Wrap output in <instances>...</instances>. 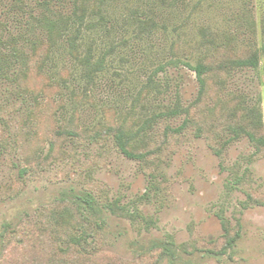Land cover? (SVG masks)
<instances>
[{
    "label": "rangeland",
    "instance_id": "obj_1",
    "mask_svg": "<svg viewBox=\"0 0 264 264\" xmlns=\"http://www.w3.org/2000/svg\"><path fill=\"white\" fill-rule=\"evenodd\" d=\"M263 28L264 0H0V264L54 253L79 225L61 196L77 194L100 210H84L101 224L93 263L264 264V146L243 108L264 125ZM253 41L256 68H216ZM86 54L104 65L93 81ZM199 60L202 90L184 64ZM119 125L141 157L120 150Z\"/></svg>",
    "mask_w": 264,
    "mask_h": 264
},
{
    "label": "trees",
    "instance_id": "obj_2",
    "mask_svg": "<svg viewBox=\"0 0 264 264\" xmlns=\"http://www.w3.org/2000/svg\"><path fill=\"white\" fill-rule=\"evenodd\" d=\"M262 32H263V42L261 43L260 48L263 51L264 28ZM71 43L74 45L73 41ZM252 44H250L251 47H247L248 49L243 53L242 57L233 59L232 61H228V62H217L215 63L216 68L224 69L227 66H232V65L240 68H244V67L256 68L260 61V49L256 46L255 41H253ZM13 54L16 55V53L14 52ZM89 56H90L89 54H86V56H84L85 58V60L83 61L85 65L84 76L93 81L94 76L97 75L98 71H101L103 69L104 65L102 59H97L96 61H93L91 63L89 61L90 60ZM5 58H6L5 55L0 53V74L2 76L5 75L4 74L5 68H7L9 65V62ZM204 61L205 60L203 61L199 60L196 62L195 65H191L188 62L184 63L187 67L191 68L195 72L201 90L205 86L204 76L210 70V66H208ZM243 108L244 111H246L249 115L248 117L249 119L244 120L247 126H249V132L247 136L249 137L251 143L254 144L256 148L260 149L261 147L264 146V135L261 133L262 129L264 130V125L261 119L260 110L258 108H248L247 106L245 107L243 106ZM165 114L171 116H177L180 114V112L178 110H173L170 113H162L161 115L165 116ZM158 117L160 118V115ZM69 122L71 123L72 121L69 120ZM183 124H186V121H184L182 125L178 127L177 130L182 129ZM67 125L72 126V124H67ZM123 126L124 125H119L115 129V136H114L120 150L130 158L141 157V154L134 153L130 151L128 148L129 140H132L136 134L130 133L122 129ZM62 128L63 129H61V131H58L59 132L58 134L61 133L66 134V130H67V135L73 137L77 136L76 130L66 127H62ZM235 134L236 136H238V132H235ZM19 169H20L19 170L20 175L28 173V167H22ZM61 200L64 201L65 204H69V206L65 207L62 211L71 212V218H73L74 222H77L79 224L77 226L78 229L76 230V232H73L71 229H67L65 233L62 232V234L59 235L60 244L56 247L54 253L52 254L47 253L42 261H35L33 263H28V264H103V263H93L92 258L90 257L91 256L90 252L95 247V241L97 237H99V235H101L102 233L101 224L95 221L94 219H92L91 217H89L84 212V210L86 209L91 214L90 216L94 217V215H96L100 211L95 201V198L89 194H83V195L77 194L74 197L68 195H62ZM114 205L113 204L108 205L109 209L112 212L125 215L121 208H118L120 212L116 211ZM62 211L59 212V215L56 218L57 221L56 223L58 225L64 224L65 228H70V226L72 227L71 223H69L68 220L58 221L60 218L62 220H65L61 217ZM54 219L55 216H53V220ZM237 236H238V232H236L232 236H230V232H227V234L225 235L226 237L225 246L229 248L232 247ZM150 248L161 249L159 255L160 259L168 256L175 258V246L170 241L154 242L153 245L149 247V249ZM222 253L224 252L223 251H220L218 253L215 252L216 255ZM104 264L107 263L105 262ZM108 264H114V263H108Z\"/></svg>",
    "mask_w": 264,
    "mask_h": 264
}]
</instances>
